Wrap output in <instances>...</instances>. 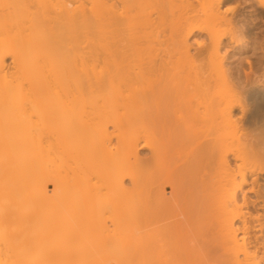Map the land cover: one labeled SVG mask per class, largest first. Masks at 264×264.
Masks as SVG:
<instances>
[{"label":"bare ground","instance_id":"1","mask_svg":"<svg viewBox=\"0 0 264 264\" xmlns=\"http://www.w3.org/2000/svg\"><path fill=\"white\" fill-rule=\"evenodd\" d=\"M244 5L0 0V264H264Z\"/></svg>","mask_w":264,"mask_h":264},{"label":"rangeland","instance_id":"2","mask_svg":"<svg viewBox=\"0 0 264 264\" xmlns=\"http://www.w3.org/2000/svg\"><path fill=\"white\" fill-rule=\"evenodd\" d=\"M244 9V10H243ZM241 12L243 13L244 12V15H246L247 16V18L249 19V20H251V17L254 19V18H257V21H256V26L254 25L253 26V28H251V32L253 33V35H251V38H250V36L248 37V39H250L249 40V42L246 40V42L247 43H253L254 42V35H257V37H258V39H259V41H257V43H258V45H259V51L257 50V52H256V54H258V55H260L259 56V58H258V55H255L254 53H252V52H250L249 54H245V56L244 55H240V56H238L235 60L236 61H239L238 62V64H241V65H239L240 66V68H241V70L242 71H244L245 69V71H247L248 72V70L250 71V69H249V67H251V66H254L255 64L257 65L258 63H259V61H261L262 60V58H261V56H263V55H261L262 53L264 54V50L262 49V48H264V10H259V8L258 7H255V8H250V6H247V5H244V7L243 6H241ZM245 16V17H246ZM251 33V34H252ZM252 39H253V41H252ZM261 45H262V47H261ZM261 47V48H260ZM263 50V51H262ZM252 55V56H251ZM247 56V59L245 58ZM245 58V59H244ZM259 59V60H258ZM241 60V61H240ZM258 61V62H257ZM263 61H264V58H263ZM251 64H253V65H251ZM255 65V66H256ZM244 66V67H243ZM243 68H244V70H243ZM248 69V70H247ZM258 110V104H256L254 107H253V113H251V114H249V116H250V118H249V116H248V120H251V115L253 116V114L255 113V112H257V110ZM259 111V110H258ZM239 115H241V113L239 114ZM245 119H247V118H245ZM53 188V187H52ZM168 191L170 192L171 191V189H168ZM168 192V193H169Z\"/></svg>","mask_w":264,"mask_h":264}]
</instances>
